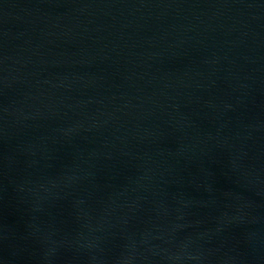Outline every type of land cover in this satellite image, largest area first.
<instances>
[{
    "label": "water",
    "instance_id": "water-1",
    "mask_svg": "<svg viewBox=\"0 0 264 264\" xmlns=\"http://www.w3.org/2000/svg\"><path fill=\"white\" fill-rule=\"evenodd\" d=\"M0 264H264V0H0Z\"/></svg>",
    "mask_w": 264,
    "mask_h": 264
}]
</instances>
